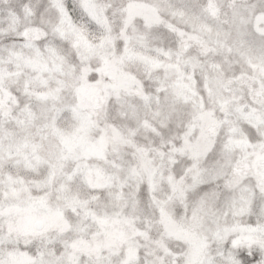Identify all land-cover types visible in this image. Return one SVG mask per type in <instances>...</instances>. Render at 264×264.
Here are the masks:
<instances>
[{"label": "snow or ice", "instance_id": "snow-or-ice-1", "mask_svg": "<svg viewBox=\"0 0 264 264\" xmlns=\"http://www.w3.org/2000/svg\"><path fill=\"white\" fill-rule=\"evenodd\" d=\"M0 264H264V0H0Z\"/></svg>", "mask_w": 264, "mask_h": 264}]
</instances>
